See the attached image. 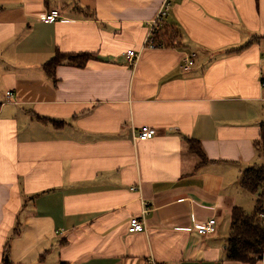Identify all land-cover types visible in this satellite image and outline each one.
I'll return each instance as SVG.
<instances>
[{
  "label": "crops",
  "instance_id": "1",
  "mask_svg": "<svg viewBox=\"0 0 264 264\" xmlns=\"http://www.w3.org/2000/svg\"><path fill=\"white\" fill-rule=\"evenodd\" d=\"M162 2L0 0V261L10 237L13 264H245L225 249L232 210L255 204L240 178L264 120V38L231 50L264 36V0H173L181 45L142 49ZM56 50L95 57L54 85ZM144 125L157 134L135 140ZM142 200L147 230L130 233Z\"/></svg>",
  "mask_w": 264,
  "mask_h": 264
},
{
  "label": "trees",
  "instance_id": "2",
  "mask_svg": "<svg viewBox=\"0 0 264 264\" xmlns=\"http://www.w3.org/2000/svg\"><path fill=\"white\" fill-rule=\"evenodd\" d=\"M89 10V9H85ZM94 14V13H93ZM264 36L254 35L246 44L231 52H239L248 47L259 44ZM181 31L166 20L160 24L154 34V42L161 47L178 48L181 45ZM94 53L79 52L66 53L56 50L54 56L43 64V69L49 79L56 84V71L61 65L85 68L93 59ZM41 122L49 121L38 117ZM55 127L61 128V121H50ZM259 135L254 141L256 152L255 162L242 172L240 186L255 196L254 209L251 212L244 208L235 207L231 213L230 234L225 249V258L228 261H237L245 264H258L264 258V120L259 125ZM189 150L196 154L202 162H207L206 155L199 141L187 139ZM262 160V161H261ZM200 163V164H201ZM38 195L32 196V199ZM14 236L20 231L14 229ZM41 256L38 262H42ZM0 264H13L11 257L10 237L6 240L2 251Z\"/></svg>",
  "mask_w": 264,
  "mask_h": 264
},
{
  "label": "built area",
  "instance_id": "3",
  "mask_svg": "<svg viewBox=\"0 0 264 264\" xmlns=\"http://www.w3.org/2000/svg\"><path fill=\"white\" fill-rule=\"evenodd\" d=\"M172 5H173V0H163L162 5L157 12V15L150 24V28L147 33L145 43L142 49L145 47L148 48L161 47L160 45H157L154 42V34L157 27L166 20V17L169 15L171 11ZM61 16H62V11L60 9H53L45 15L43 21L45 23H50L56 21ZM127 56H128L129 65L133 69H135L140 57V52H136L135 50H129L127 52ZM195 57H196L195 53H190L186 56L185 65H184L185 70L192 69V67L195 64ZM14 96L15 94L13 92L8 91L6 98L8 101H11L14 98ZM156 134H157V130L155 128L150 127L148 125H144L140 127L138 130L134 131V139L140 141H147L152 139ZM139 189H140L139 186H134L131 188V190L133 191H139ZM151 209H152L151 203L146 202L144 200L141 201L140 214L133 216L130 219V226L128 230L130 233H138L147 230V216L150 213ZM217 227H218L217 219L211 218L205 223L195 225V230L201 235H208V234H214L217 231ZM147 264H156V263L154 260L150 259V261H148Z\"/></svg>",
  "mask_w": 264,
  "mask_h": 264
},
{
  "label": "rangeland",
  "instance_id": "4",
  "mask_svg": "<svg viewBox=\"0 0 264 264\" xmlns=\"http://www.w3.org/2000/svg\"><path fill=\"white\" fill-rule=\"evenodd\" d=\"M262 161V160H261ZM254 202H253V206L251 207L252 209L251 210H247L248 212H251L253 209H254Z\"/></svg>",
  "mask_w": 264,
  "mask_h": 264
}]
</instances>
